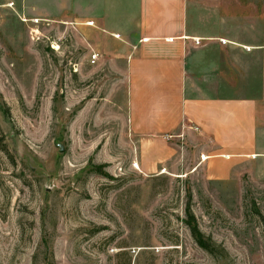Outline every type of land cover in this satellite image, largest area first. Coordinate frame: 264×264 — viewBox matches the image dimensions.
Wrapping results in <instances>:
<instances>
[{
  "label": "rangeland",
  "instance_id": "obj_1",
  "mask_svg": "<svg viewBox=\"0 0 264 264\" xmlns=\"http://www.w3.org/2000/svg\"><path fill=\"white\" fill-rule=\"evenodd\" d=\"M263 3L192 1L250 24ZM87 46L31 0H0V264H264V148L223 181L181 158L146 173L127 81ZM188 209L219 254L195 244Z\"/></svg>",
  "mask_w": 264,
  "mask_h": 264
},
{
  "label": "crops",
  "instance_id": "obj_2",
  "mask_svg": "<svg viewBox=\"0 0 264 264\" xmlns=\"http://www.w3.org/2000/svg\"><path fill=\"white\" fill-rule=\"evenodd\" d=\"M192 1L31 0V8L77 25L88 59L119 65L146 173L181 158L183 169L223 181L264 148V3L250 24L247 15L211 21Z\"/></svg>",
  "mask_w": 264,
  "mask_h": 264
},
{
  "label": "trees",
  "instance_id": "obj_3",
  "mask_svg": "<svg viewBox=\"0 0 264 264\" xmlns=\"http://www.w3.org/2000/svg\"><path fill=\"white\" fill-rule=\"evenodd\" d=\"M253 211L258 214V211L256 209V207H253ZM264 224V221H263ZM186 226L190 232V235L193 239V241L195 242V244L202 249L204 252L212 255V254H219V251H216L214 249V243L209 239L206 238L204 236V234H202L197 226V223L195 221V218L193 217V215L191 214V212L187 211V220H186ZM221 252V251H220ZM221 254V253H220Z\"/></svg>",
  "mask_w": 264,
  "mask_h": 264
},
{
  "label": "built area",
  "instance_id": "obj_4",
  "mask_svg": "<svg viewBox=\"0 0 264 264\" xmlns=\"http://www.w3.org/2000/svg\"><path fill=\"white\" fill-rule=\"evenodd\" d=\"M196 44H198V42H196ZM97 59V54H92L91 56H90V60H91V62L93 63V61H95Z\"/></svg>",
  "mask_w": 264,
  "mask_h": 264
},
{
  "label": "bare ground",
  "instance_id": "obj_5",
  "mask_svg": "<svg viewBox=\"0 0 264 264\" xmlns=\"http://www.w3.org/2000/svg\"><path fill=\"white\" fill-rule=\"evenodd\" d=\"M36 22V21H35Z\"/></svg>",
  "mask_w": 264,
  "mask_h": 264
}]
</instances>
